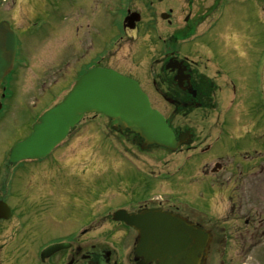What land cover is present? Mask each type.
<instances>
[{
    "label": "flooded vegetation",
    "instance_id": "obj_1",
    "mask_svg": "<svg viewBox=\"0 0 264 264\" xmlns=\"http://www.w3.org/2000/svg\"><path fill=\"white\" fill-rule=\"evenodd\" d=\"M51 1L0 0V25L7 24L18 40L15 68L0 83V264H158L135 253L138 232L113 217L117 210L138 214L152 209L179 216L209 237L199 262L183 264H264V202L259 201L264 200V66L249 23L244 37L232 24L225 25L226 20L241 21L242 0H75L59 9ZM70 9L78 13V33L70 39L79 54L74 65L66 60L62 66L78 75L109 68L134 79L176 140L184 143L175 153L166 151V158L158 157L157 168L143 166L141 187L146 182L150 186L139 200L125 198L124 205L104 214L98 212L93 185L83 197V185L67 188L60 176L51 175V166L41 169L55 152L41 161L10 162L11 149L31 134L39 117L24 125L14 111L20 101L9 103L24 80L18 76L23 70L17 67L19 45L53 27L52 13L68 21ZM67 51L62 52L66 58ZM52 85L44 76L38 89L46 93ZM8 124L18 133L3 144ZM122 135L142 151L143 139ZM174 155L207 157L199 168L216 190L205 213L175 198L178 188L171 181L180 167L172 166ZM46 189L51 190L43 195ZM56 192L61 198L69 192V201L61 203ZM34 197L42 200L35 202ZM78 213L91 219L32 253L37 235L50 230L45 220L61 225L67 215ZM104 234L108 239L121 236L123 242L115 248L94 241ZM60 243L70 246L41 259L45 248Z\"/></svg>",
    "mask_w": 264,
    "mask_h": 264
},
{
    "label": "rangeland",
    "instance_id": "obj_2",
    "mask_svg": "<svg viewBox=\"0 0 264 264\" xmlns=\"http://www.w3.org/2000/svg\"><path fill=\"white\" fill-rule=\"evenodd\" d=\"M74 1L52 0L51 4L56 5L57 9H59L60 4L69 5ZM238 2L242 10L240 12V16H242L241 21L238 23L241 28L238 27L235 20H226L225 25L228 23L229 25L232 24L233 27H236V30L238 29L239 35L244 37L248 35L246 26L249 23L251 34L253 33V36L257 37L255 41L258 42L259 47V64L263 67L264 0H242ZM70 10L68 12V21H60L63 15L52 13L53 27H50L48 31L45 29L42 33L43 35H39L36 39H24L19 45V52L21 54H19L18 61L25 65L29 63L30 66H26L28 69L25 70L26 68L20 65V68L23 70H19L18 76L19 78L24 76V80L18 82V87L14 91L16 95L9 103L11 104L13 100L20 101V108H15L14 111L18 121L24 122V125L26 123L29 125L38 115L60 102L78 79L77 72L62 66L66 60H69L67 63L68 66L74 65L76 62L75 55L79 54L76 51L74 42L70 39L74 37V34L78 33L77 26L79 24L76 21L78 13L73 9ZM38 26L40 25L37 24L35 28L39 29ZM164 30L168 34L172 33V29L168 30L166 25L164 26ZM80 33L82 34V32ZM67 47L68 58L62 55V52ZM81 55H83V52ZM44 76L47 77L48 81L52 79V83H54L50 88H47L46 93L42 89H38L40 87L42 88L41 84ZM15 133L18 132L11 130V126L8 124L3 133V144L7 140L16 139L17 136ZM131 142L132 140L126 136L114 134L108 119L87 116L79 128L55 152L54 157L44 163L41 169L51 166V175L57 178L60 176L58 180L67 182V188L73 184L79 185L80 183L84 186L83 197L86 196V192L84 191L87 190V186L91 187L93 185L95 195L99 199L96 203L98 212L102 214L105 211L106 213L108 211L112 212L113 209L124 205V201L127 200L125 198L131 197L134 200H139L146 191L145 187L147 185L150 186V183L146 182L141 187V182L145 178V173H141V171H145L142 166L146 168H157V158L163 159L168 156L165 150L162 149L159 151V148H154L149 152L141 151L138 147L133 146ZM9 146L7 145V149ZM124 155H127V161L123 158ZM207 160V157L204 158V156H200L198 159H191L186 155H174V162H172V166L179 162L177 167H180L178 178L171 181L173 186L178 188L175 190L177 191L175 198L180 203L196 207L202 213L206 212L209 198L216 190L213 185L214 182L203 177L201 169L199 168V165L204 164ZM159 168H162L160 164ZM157 188L158 185L154 188L156 193ZM49 190L51 189L44 190L42 194L46 195L45 192ZM262 190L264 192V188ZM50 193L53 196V192ZM57 194L58 192H56V196H58ZM65 195L69 197V192ZM65 195L62 198L60 196L57 197L64 205L69 201ZM261 196L264 195L261 194ZM34 200L38 202L42 199L34 197ZM259 201L261 204L264 202V200L260 199ZM100 216L102 217L103 215ZM79 217V213L76 216L75 214H69L67 218H62L63 223L61 225H58L56 220H45L44 223L47 224V228L50 226V230L48 229L46 233L37 235L32 253L37 254L42 246L52 242L54 239L61 236H70V230L91 219L87 215L81 218ZM36 226L34 225V227ZM106 227H111V225L107 224ZM95 238H98L97 240L94 239L95 242H110L115 248L118 246L116 243L122 244L123 242V239L120 240L121 236L116 234L109 239L105 234ZM88 239L93 240L91 238ZM127 248L125 249V246H121L122 251L125 250L126 252Z\"/></svg>",
    "mask_w": 264,
    "mask_h": 264
},
{
    "label": "water",
    "instance_id": "obj_3",
    "mask_svg": "<svg viewBox=\"0 0 264 264\" xmlns=\"http://www.w3.org/2000/svg\"><path fill=\"white\" fill-rule=\"evenodd\" d=\"M16 39L9 28L0 26V82L13 67ZM103 115L112 121L114 130L138 134L145 147L159 146L176 151L177 142L164 117L153 110L139 85L113 70L88 71L55 107L34 125L33 133L11 151V163L39 160L60 145L86 115ZM114 218L135 228L140 235L136 254L158 264H183L202 254L208 237L180 217L157 210L128 215L119 211ZM66 244L48 247L42 258L66 249Z\"/></svg>",
    "mask_w": 264,
    "mask_h": 264
}]
</instances>
